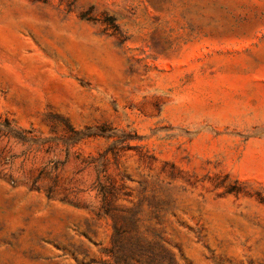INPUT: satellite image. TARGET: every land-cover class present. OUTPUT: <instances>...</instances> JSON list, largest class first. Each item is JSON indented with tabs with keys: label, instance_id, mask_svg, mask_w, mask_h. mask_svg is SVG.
Here are the masks:
<instances>
[{
	"label": "rangeland",
	"instance_id": "1",
	"mask_svg": "<svg viewBox=\"0 0 264 264\" xmlns=\"http://www.w3.org/2000/svg\"><path fill=\"white\" fill-rule=\"evenodd\" d=\"M0 264H264V0H0Z\"/></svg>",
	"mask_w": 264,
	"mask_h": 264
},
{
	"label": "trees",
	"instance_id": "2",
	"mask_svg": "<svg viewBox=\"0 0 264 264\" xmlns=\"http://www.w3.org/2000/svg\"><path fill=\"white\" fill-rule=\"evenodd\" d=\"M106 198H105V194H104V200H105Z\"/></svg>",
	"mask_w": 264,
	"mask_h": 264
}]
</instances>
